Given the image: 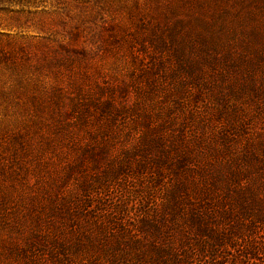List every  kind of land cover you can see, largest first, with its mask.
<instances>
[{"label": "rangeland", "instance_id": "1", "mask_svg": "<svg viewBox=\"0 0 264 264\" xmlns=\"http://www.w3.org/2000/svg\"><path fill=\"white\" fill-rule=\"evenodd\" d=\"M182 181L264 214V0H0V264H264Z\"/></svg>", "mask_w": 264, "mask_h": 264}, {"label": "trees", "instance_id": "2", "mask_svg": "<svg viewBox=\"0 0 264 264\" xmlns=\"http://www.w3.org/2000/svg\"><path fill=\"white\" fill-rule=\"evenodd\" d=\"M192 182H195V180H193ZM175 189L177 192V205L179 206H177L178 210H175L173 208L171 209L170 221L174 216L177 215L178 219L173 228L177 229V232H179L182 246H184L187 251H190L189 254H191V251L195 250L192 249V246L188 242L191 239V225H196L203 232L204 236H206V238L200 240L201 244L197 247L198 255L207 257L210 256L209 254H211L213 256V254L218 251V248L223 245L224 240L236 244V240L240 239L244 242L243 244L245 246L250 248L249 255L252 258L256 259L257 253L264 251V214L260 212L259 209H255V221L250 220L248 224L243 223L242 227L237 232L227 230V233H223L215 229V226L217 225L215 221H209L212 218V213L208 214L206 211H201L200 213H198L196 211V206L199 203L196 193L197 189L189 193L187 191L186 181L179 182ZM183 205H185V207H189L190 209H187V211H180V209L183 208ZM227 219V215H220L219 222L225 221ZM153 228H156V230H158V227L156 226H153ZM121 232L122 233L120 235L122 236L129 235L128 231H126L124 228L121 229ZM236 233L238 234V237L236 236ZM232 237H234L236 240L232 241ZM208 246L210 247V250L207 248ZM207 251L211 252L207 255Z\"/></svg>", "mask_w": 264, "mask_h": 264}]
</instances>
